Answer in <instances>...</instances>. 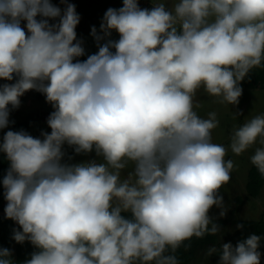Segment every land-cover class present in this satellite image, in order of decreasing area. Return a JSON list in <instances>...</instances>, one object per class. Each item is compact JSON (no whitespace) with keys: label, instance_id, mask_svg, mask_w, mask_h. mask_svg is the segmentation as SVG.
Here are the masks:
<instances>
[{"label":"clouds","instance_id":"clouds-1","mask_svg":"<svg viewBox=\"0 0 264 264\" xmlns=\"http://www.w3.org/2000/svg\"><path fill=\"white\" fill-rule=\"evenodd\" d=\"M60 3L0 0V154L9 164L0 184L5 218L19 226L12 239L36 249L23 264H179L185 240L220 232L209 213L226 215L220 189L234 168L212 142L217 114L200 117L194 97L203 88L239 103L241 82L264 62V0L151 9L122 0L91 28L98 51L84 60L81 18ZM29 91L53 109L39 137L9 128ZM258 138L264 145V115L233 130L231 152ZM65 145L102 162H65ZM250 161L264 176V147ZM260 244L253 233L206 255L261 264ZM11 257L0 247V264H15Z\"/></svg>","mask_w":264,"mask_h":264},{"label":"rangeland","instance_id":"rangeland-1","mask_svg":"<svg viewBox=\"0 0 264 264\" xmlns=\"http://www.w3.org/2000/svg\"><path fill=\"white\" fill-rule=\"evenodd\" d=\"M91 1L95 3L89 6H82V3L86 4V2L89 3ZM52 2L62 10L66 6L60 3V0H52ZM68 2L75 5L76 12L81 18L76 32L77 38L83 41L87 58L88 55L98 51L96 41L90 34L91 28L95 26L99 31L106 10L109 8L119 9L122 7V0H68ZM77 2L80 5H76ZM157 2H165L168 7H171L175 0H152V2L151 0H139V6L151 9L152 3ZM77 6L82 7L78 8ZM111 38L118 39V34L113 32ZM247 77L241 82L243 91L239 98V103L235 106L220 103V98L208 95L203 88L199 89L194 97V105H199L198 107H194V110L200 117L207 118L209 112L217 114L216 118L219 121V125L212 131V142L225 146L228 149L225 159H231L234 162L230 181L220 189V195L223 197L224 204L228 209L227 213L225 216L220 217V209L216 207H213L209 213L214 220L228 221V224H218L220 226V232L218 233L220 246L222 243L227 242L228 237L232 234L235 223L264 221V184L256 197L252 196L248 191L250 172L255 167L251 163L250 157L254 154L256 148L264 147V145L260 144L258 138L254 145L240 155L233 154L229 147L234 129L257 115H264V87L254 85ZM0 83H5V81H0ZM51 111L53 109L46 102L44 95L36 91H29L21 97L19 109L11 112L10 120L13 123H10L9 128L16 131L18 124H23V127L26 125L25 131L35 137H39L42 131L50 132L46 121ZM237 112L242 113V115H238ZM2 134L0 132V136ZM65 152L68 157H71V160L68 159L69 163L91 160H95L97 163L102 162V158L97 157L95 151L77 155L72 148L65 145ZM5 206L6 201H4L0 208V217H5ZM13 227L17 229L19 226L14 222ZM22 249L21 244L15 242L11 237V258L15 264H20L21 262L20 255L22 254ZM206 252L200 255L198 260L193 263L204 264L208 261L214 264L217 255L214 254L209 257L206 255Z\"/></svg>","mask_w":264,"mask_h":264},{"label":"trees","instance_id":"trees-1","mask_svg":"<svg viewBox=\"0 0 264 264\" xmlns=\"http://www.w3.org/2000/svg\"><path fill=\"white\" fill-rule=\"evenodd\" d=\"M95 2H89L86 4L82 3V6H89L91 4H94ZM76 5H80L78 2ZM82 6H77L78 8ZM79 59L84 60L86 59V55L83 57H80ZM248 80L252 81V83L256 86L264 87V62H262V66L258 68L252 69L248 74ZM25 127H23V124H18L16 127V131L18 130H25ZM68 156H65V162L69 163ZM9 167V164L7 160L4 158L3 154H0V181H2L3 176L6 174L7 169ZM264 184V176H262L258 169L254 167L250 172V182L248 183V191L250 194L254 197L258 196L260 189L262 188ZM3 198V188L2 184H0V208L2 207L4 203ZM214 220V219H213ZM217 224H228V221H217L214 220ZM14 221L10 219H6L5 217H0V247L7 248L10 250L11 246V237ZM235 223V222H234ZM242 224L243 228L238 229L237 225ZM257 234L261 236V244H260V252L261 255V264H264V221H243V222H237L235 223L233 227L232 234L228 237L227 242L225 243H232L235 245L238 241L241 239L246 238L250 234ZM23 247L22 254L20 255L21 262L20 264H23V262L30 258V255L36 251V249L31 245L30 242H24L21 244ZM217 247L220 248L219 243V234H205L202 238H197L193 236L192 238L185 240L181 246L176 250L174 253L179 261V264H194L193 262H196L200 255H202L204 252L207 251L210 247ZM219 257L214 260V264H218ZM204 264H211L208 261Z\"/></svg>","mask_w":264,"mask_h":264}]
</instances>
